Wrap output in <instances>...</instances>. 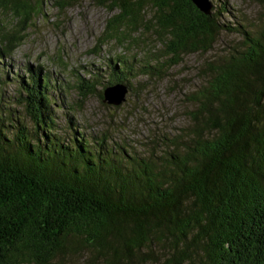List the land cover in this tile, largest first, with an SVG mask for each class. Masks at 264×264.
Returning a JSON list of instances; mask_svg holds the SVG:
<instances>
[{"label": "trees", "instance_id": "trees-1", "mask_svg": "<svg viewBox=\"0 0 264 264\" xmlns=\"http://www.w3.org/2000/svg\"><path fill=\"white\" fill-rule=\"evenodd\" d=\"M59 1L63 9L71 0ZM209 1L207 13L192 0H113L119 12L109 35L123 39L130 33L120 35L121 25L156 24L172 54L164 62L177 64L178 54L207 51L216 40L223 24ZM42 4L0 0L16 19L1 32L0 57L17 47ZM228 28L240 33L239 45L207 62V81L186 95L188 124L154 157L86 132L68 113L64 127L49 74L28 64L15 97L28 119L0 94V264H55L84 250L102 264L157 256L163 264H264V21ZM157 55L135 66L117 56L103 87L130 90V76L163 74ZM99 76H78L81 98L96 91Z\"/></svg>", "mask_w": 264, "mask_h": 264}, {"label": "rangeland", "instance_id": "rangeland-1", "mask_svg": "<svg viewBox=\"0 0 264 264\" xmlns=\"http://www.w3.org/2000/svg\"><path fill=\"white\" fill-rule=\"evenodd\" d=\"M113 0H71L65 8L59 0H43L42 10L34 13L24 30L25 36L9 54L0 57V94L2 103L11 105L14 115L25 116L23 106L15 101L18 83L27 76L26 67L37 63L43 65L54 84L51 91L57 121L64 127L66 114L73 115L78 125L88 133L110 136L109 142L124 145L140 156L160 154L181 128L189 122L187 116L191 103L186 95L205 83L207 62L223 54L228 47L238 46L240 33L231 31L228 25L244 24L251 29L261 27L264 21V6L254 0H211L221 29L212 47L207 51L178 54L181 60L168 66L164 60L172 56L167 51V42L162 43L155 33L156 24L137 28L119 27V39L110 36L111 17L119 12L111 7ZM224 8H223V7ZM146 18H153L151 4L145 3ZM1 32L11 29L16 22L9 11L0 9ZM110 24V25H109ZM122 32V33H121ZM134 38H137L135 41ZM158 53L163 60V74L130 76V90L119 104H111L99 97L104 84L111 79V65L117 56L130 59L134 66ZM108 58H112L111 61ZM100 72L96 91L86 98L78 93V76L88 77V71ZM18 73L20 76H16ZM125 74L122 71L120 75ZM129 76V75H127ZM25 118L28 119L27 116ZM63 127V128H64ZM158 257V256H157ZM127 264H163V258ZM55 264H102L83 253H64L53 259Z\"/></svg>", "mask_w": 264, "mask_h": 264}, {"label": "water", "instance_id": "water-1", "mask_svg": "<svg viewBox=\"0 0 264 264\" xmlns=\"http://www.w3.org/2000/svg\"><path fill=\"white\" fill-rule=\"evenodd\" d=\"M194 4L204 12H209L211 3L209 0H192ZM128 92L127 86L121 82L106 85L103 90V101L111 104L121 103Z\"/></svg>", "mask_w": 264, "mask_h": 264}, {"label": "flooded vegetation", "instance_id": "flooded-vegetation-1", "mask_svg": "<svg viewBox=\"0 0 264 264\" xmlns=\"http://www.w3.org/2000/svg\"><path fill=\"white\" fill-rule=\"evenodd\" d=\"M109 67V66H108Z\"/></svg>", "mask_w": 264, "mask_h": 264}]
</instances>
